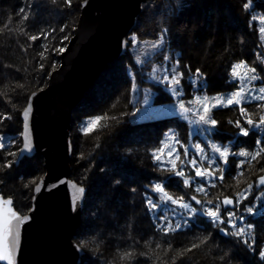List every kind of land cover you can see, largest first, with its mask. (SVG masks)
Segmentation results:
<instances>
[{"label": "trees", "instance_id": "obj_1", "mask_svg": "<svg viewBox=\"0 0 264 264\" xmlns=\"http://www.w3.org/2000/svg\"><path fill=\"white\" fill-rule=\"evenodd\" d=\"M81 1L72 0V4L69 6L64 0H56V3H52V0H0V115L6 114L12 117L11 120H4L0 124V132L15 137V144H10L7 149L0 150V165L4 163L7 152L17 151L21 147L20 131L6 128L18 121L20 109L25 106L28 95L36 88L45 87L53 71V65L55 64V68L59 65L60 53L57 54L53 49L67 45L80 14ZM244 2L245 0H180L181 4L188 5L187 8L182 10V15L179 13L170 15L167 7H161L157 13L150 6L155 4L174 6L177 0H147L144 3L146 7L137 17L139 29L136 24L134 32L139 33L140 40H154L161 29L170 28L168 45L175 54L179 53V70L185 73L184 81L189 75H194L195 70L199 68L207 79L206 93H228L233 90V86L228 84L231 63L239 59H246L251 64L257 59L258 53H264V41L259 38L258 24L254 22L251 28L248 27V20L252 12L251 10L249 14L243 12L242 4ZM28 3L40 5L37 9L38 15L34 19L30 17L29 21L21 24L22 14L19 9L24 7L27 11ZM252 9L264 12V0H254ZM21 27L25 29L27 35L19 31ZM62 27H64L63 32L60 31ZM52 29L55 31L52 32ZM42 30L48 33L47 39L43 35H39L36 41L28 40L27 36L38 35ZM65 36L68 37L67 40H63ZM43 46H46V51ZM41 51L45 52L44 59H41L39 55ZM125 62H123L124 66ZM41 63L44 64L43 69L40 68ZM129 64L134 67L133 62H129ZM185 65L189 66L191 72H189V68L184 67ZM254 66H257L259 72L264 64L257 62ZM121 73L124 79L121 82L123 87L121 95H117L121 87L116 88L114 85L111 88L115 89L110 92L106 90V94H104L106 91L100 89L99 98L96 100L94 94H91L92 88L85 94L82 104L77 108L81 112L77 115L75 113L72 119L75 141L73 161L76 163L79 159H85L83 164L85 163V169H88L81 178L75 174L76 168L74 169V178L79 183H84L88 188L82 213L83 225L81 224V229L77 232H81L83 226L96 222L97 219H92L93 213L97 215L98 220H105V213H107L105 211L107 210L117 214L120 211H129L134 216L135 222L142 221L147 225L146 229L149 232L147 247L144 246L140 251V253H148L144 264H163L168 259L170 262L171 260L180 261L182 264H252L248 260V255L255 256L257 263L254 264H260L258 247L261 246V240H258L255 232L253 234L256 238L257 253L253 254L246 253L242 244L235 246V238L225 236L210 224L197 226L191 223V226L186 229L167 234L155 226L150 212L145 207L144 199L148 193L146 186H150V182L155 181L160 173L156 170V165L152 163L148 146L142 148V142L139 144L136 138L126 141L128 144L123 143V134L133 133L138 129L142 130L139 128L142 123L136 117L139 105H132V79L127 67L121 69ZM261 75L264 76V73ZM103 77L101 75L97 82L102 81ZM190 86L188 84V88ZM244 107L247 108L253 119L259 118L261 113L256 103L245 104ZM212 115L218 121L216 128L219 129V134H213L214 139L223 144L228 143L233 139V134L238 132L234 124H229L228 121L234 122L239 118L243 123L238 109L218 107L212 110ZM95 116L103 117L98 122V127L87 135L83 134L81 131L82 122ZM169 121V118H166V124L158 126L156 130L167 128L168 126L165 125H169ZM175 121L177 126L171 125H175L176 129H182L185 132L184 140L188 141L187 123L180 119H175ZM111 138L120 141L119 148L124 146L125 151L119 157L120 159H113L116 149L111 148L115 144V141L111 142ZM257 138L258 135L251 132L248 137H239L237 145L231 148V151L238 152L242 147L254 151ZM108 144L109 148L106 147ZM103 145L105 148H102ZM96 151H100L101 154L99 155ZM7 159H12V157L8 156ZM108 159L114 161V164L116 161L117 166L113 164L115 171L119 169L118 163H120L121 168H124L123 173L126 172L119 179L121 183L118 186L114 184L115 174H110V168L106 163ZM240 159L242 158L229 157L231 173L226 172L223 183L217 181V187L213 188L214 195L219 196L221 200L224 195L235 199V192L246 188L248 183H254L256 178L264 173L260 171L264 167V161L259 163L253 161L251 165L246 161L240 169L244 175L237 177L236 165ZM43 161V156L37 155L29 159L24 166H15L10 170L0 171V180L3 181L0 183V192L5 197L11 196L14 199L16 210L23 214L28 211L33 187L43 174ZM33 163L40 167L35 168ZM135 169L140 173L155 171L154 175L150 174L136 179L133 173ZM107 176H113V179L107 181ZM237 179L240 181L239 184H237ZM25 185L28 187L26 188ZM133 188L137 189L135 193L131 192ZM260 188L264 189V187ZM254 189L257 188L254 187ZM166 190L177 196L184 194L182 182L178 187H167ZM257 190L260 191V189ZM191 191L194 192V187ZM91 195L94 196L91 197ZM197 195L199 199H206L202 194L198 193ZM117 218L119 223H126L125 218L123 219L120 215H117ZM259 220L262 222L260 225L264 226V215L255 223H259ZM134 221L127 223L130 226V223ZM251 222L254 223V221ZM87 228L88 226H86ZM82 232L81 235H84L85 233ZM208 233L212 234L209 241L201 244L198 248L191 249L183 256L177 255L178 251L189 248L191 243H198L197 237L202 239ZM81 235L75 234L78 242L82 239L87 241L89 237L95 238L93 235H86L85 238ZM99 236L97 235L96 238L98 247L95 251L104 254L107 252L106 245ZM157 244L160 245L159 248H157ZM169 244H171L170 248ZM88 247L84 243V248ZM129 249L125 248L130 251ZM225 252L228 253V256L224 260H220L219 258L224 256ZM173 257L176 259L174 260ZM121 261V264L127 263L124 259ZM92 262L95 263L93 260ZM129 264H132L131 261Z\"/></svg>", "mask_w": 264, "mask_h": 264}, {"label": "snow or ice", "instance_id": "obj_2", "mask_svg": "<svg viewBox=\"0 0 264 264\" xmlns=\"http://www.w3.org/2000/svg\"><path fill=\"white\" fill-rule=\"evenodd\" d=\"M64 2L69 6L72 4V0H64ZM88 2L89 0H82L81 7L86 6ZM52 3H56V0H52ZM187 6V4H181L180 0H177L174 6L155 4L150 7H153L157 13L161 7H167L170 15H176L177 13L182 15V10L186 9ZM253 6L254 0H245L242 4L243 12L249 14ZM39 7V4L28 3L27 11L24 7L20 8L19 12L22 14L20 23L23 24L29 21L30 17L34 19L35 16L38 15L37 9ZM140 7L143 9L146 6L141 3ZM177 19H179V16H177ZM254 22L259 25L257 31L260 40L264 41V14H251L248 20V27L251 28ZM65 27H67V25H65ZM137 29H139V24H137ZM19 31L27 35L23 27H21ZM51 31L54 32L55 29ZM60 31L63 32L64 27H62ZM170 31V28H163L157 34V38L154 41L145 40L142 43L147 45L152 53L158 50L162 51L165 45L169 43L168 34ZM39 35H43L45 39H47L48 33L42 30L38 35H30L27 36V38L29 41H36ZM67 39V36L63 37V40ZM140 43L138 32H132L131 35L125 33L124 38L120 41L121 47L125 50L129 45L136 47ZM43 47H45L46 51V46ZM66 47L67 45L59 47L58 49H53V51H56L57 54L64 53ZM39 55L41 59L45 58L44 51H41ZM144 55L147 56L149 53L145 52ZM170 59H172L170 56L164 55V65H161L159 69L154 66L150 74V79L154 84L161 85V90L174 98L175 103L171 105V108L180 120L188 124L189 136L193 134V126H195L201 134H219V129L216 128L218 121L213 118L212 115V110L218 107L237 108L239 116L243 118V123L239 118L234 122L231 120L228 121L229 124H234L238 132L233 134V139L229 140L227 145L214 142L211 136L207 138L206 146L199 142L193 144L190 159L189 148L187 145H181L178 135L171 129L165 133L164 138L160 140V147L150 150L153 163L156 165V170L160 175L155 181L150 182V186H146L148 190L154 194L155 199L150 195H146L144 199L145 207L149 212L156 213L157 210H159V212L162 213L156 216V219L162 222L157 225V227L165 234L175 232L182 227L188 226L190 221L197 226L210 224L225 236L235 238V246L242 244L244 246L243 250L246 253L256 254V238L253 234L254 226L247 222L245 215L239 211V206L243 201L248 199L254 187L257 189L264 187V175H259L254 183H248L245 189L235 192V199L228 195H224L221 200L219 196L214 195V199L202 200L198 199L196 195H192L186 200L185 195H187V193H185V195L174 196L170 194L166 188L178 187L182 182L184 189H192L194 186V191L196 193L202 194L207 198L209 195L208 189L205 187L204 183L197 181L196 178H200L201 181L206 182L209 187L216 188L217 181L222 184L225 173H231L229 157L233 159L237 157L242 158L236 165L237 177L244 175L243 171L240 169L246 161L249 165H251L253 161L257 163L264 161V86L257 87L254 83L257 81L264 82V76L261 75V73H264V67H261L258 72L257 66H254L257 62H259V64H264V53H258L257 59L251 64L246 59H239L231 63L228 74V84L233 86V90L228 93H215L212 96L206 94L207 79L201 70L197 68L195 70V78L189 75L188 84L194 85V92H204L205 94L194 95L188 101H185L183 98L185 93L182 81L184 80L185 73L179 70L180 59H175V63L169 64L168 62ZM135 63L142 64L144 61L140 56H137L135 57ZM5 67L8 66L5 65ZM184 67L189 68L188 65ZM40 68H44L43 63L40 64ZM53 70L55 71V64L53 65ZM158 71L159 74H157ZM189 72H191L190 68ZM131 79V92L135 94L139 91V86L134 74L131 75ZM36 96L37 93L34 92L28 97V104L22 112L23 130L19 134L22 138V147L17 151L6 153L4 163L0 165V171L10 170L16 165L22 164L24 162L23 158L25 153H31L34 149V142L30 129V116L33 111V97ZM148 99L149 97L146 95L144 100L145 104H148ZM250 103L257 104V108L261 113L258 119H253L247 108L244 107L245 104ZM102 118L101 116H95L83 121L81 124L82 133L87 135L94 131ZM11 119L12 117L10 115H0V124H2L4 120ZM250 132L258 135L255 141V150L249 151L247 148L242 147L238 152L231 151V148L237 145L239 137H248ZM169 140L172 142L169 143ZM10 144H15V137H10L7 133L0 132V150L7 149ZM178 145L183 147V158L178 151ZM165 154L167 159L164 158ZM8 156L12 157V159H7ZM205 163L207 167H204ZM188 169H191V171H188ZM260 171L264 172V167H262ZM0 183H3V181L0 180ZM58 183L68 184L70 187L76 188L79 195L73 197L71 211L79 215L83 210L86 188L77 185L73 181L63 179L59 180ZM120 183L121 180H114L115 185L118 186ZM239 183L240 181L237 179V184ZM43 186L42 177L41 182L35 184L33 189L34 193H40ZM57 186V184L52 185V187ZM25 187L27 188L28 185H25ZM136 191L137 189L135 188L131 189L132 193ZM35 198V195H33L32 199L34 200ZM255 201L259 204L260 209L264 210V192L256 196ZM34 210V208L29 207L28 214H23L16 210L11 196L5 198L3 194H0V262H2V264H18L17 256L21 247L23 228L32 220L31 213ZM169 212L172 214H179L180 219L183 220V224L177 222L175 226H173L168 216ZM243 212L248 213L249 216H255L257 214L255 204L246 206ZM185 214L187 218H185ZM84 228H86V226L82 227V231ZM75 234L79 236L81 232ZM211 236L212 234L208 233V235L203 236L202 239L197 237L198 243H191L189 248L178 251L177 255L183 256L186 252L191 251V249L198 248L201 244L209 241ZM69 243L72 248L81 255V264H86L85 257L87 253L84 248L85 241L80 240L79 243H72V241H70ZM145 243H148V241ZM156 246L157 248L160 247L159 244ZM170 247L171 244H169V248ZM140 255L147 256L148 253L142 252ZM227 256L228 253L225 252L224 256H221L219 259L224 260ZM258 256L260 264H264V245L259 246ZM126 258H132V251H125L122 253L121 259ZM173 259L175 260L176 257H173Z\"/></svg>", "mask_w": 264, "mask_h": 264}, {"label": "water", "instance_id": "obj_3", "mask_svg": "<svg viewBox=\"0 0 264 264\" xmlns=\"http://www.w3.org/2000/svg\"><path fill=\"white\" fill-rule=\"evenodd\" d=\"M146 1L89 0L81 7L65 52L60 53L59 67L51 72L47 87L35 92L30 116L34 149L24 158L41 154L47 172L41 192L33 191L35 210L23 228L18 264H81V255L69 243H77L74 236L81 224V212L77 215L71 211L72 199L79 193L68 184L58 183L63 179L80 185L70 173L72 112L101 73L127 53L128 48H122L120 41L125 33L134 32L143 10L140 4Z\"/></svg>", "mask_w": 264, "mask_h": 264}, {"label": "rangeland", "instance_id": "obj_4", "mask_svg": "<svg viewBox=\"0 0 264 264\" xmlns=\"http://www.w3.org/2000/svg\"><path fill=\"white\" fill-rule=\"evenodd\" d=\"M81 3H82V1L80 2V14L78 16L77 23L79 21L80 15H81ZM250 10H251L252 14H255V15L264 14V12L262 10H254V9H250ZM154 40H148V41H154ZM140 41H141V43L138 44L136 47L129 45L127 53L125 55L121 56L120 58H118L114 63H112L110 68L108 70H105V72L102 74L104 76L103 80L100 82H97V80H98L97 79L92 84V86L90 88V89L93 88L92 89L93 92H91V94H94V97H96V100L99 98L98 93H99L100 89L104 90V92L106 90H108L110 92L112 89H115V88H111V87H114V85L116 88L121 87L119 90V93L117 94V95H121L122 91H123V87L121 85V82H122V80H124L123 74L121 73V69H123L124 67H127L130 75L134 74L136 76V81H137V84L139 86V91L135 94L132 93L131 100H132V105H135V104L137 106L139 105V108L137 110H140V111L136 112V114H137L136 117L142 123L141 125H139L140 126L139 128H141L142 130L138 129L137 131H134L133 133L132 132L124 133L123 134V138H124L123 143H126V141H129L130 139L136 138L138 140L139 144H141V142H142V146H141L142 148L143 147L145 148L146 146H148V149L150 151L153 148H159L160 147V140L163 139L164 134L167 133L171 129L176 135H178V137L181 141V145H187L188 146L189 152H190V156H189V159H190L191 154H192V145L193 144L199 142L202 145L206 146L207 145V138L209 136L212 137L214 142H219V141L214 139L213 134H201L200 131L195 128V126H193V128H192L193 134L191 136H189L188 124H187L188 141L184 140L185 132L182 129H178V128L176 129V127H175V125H176L175 119H179V118L177 117L176 113L171 108V105H173L175 103L174 98H172L169 94L163 92L161 90L162 86L154 84V82L150 79V74L152 73L153 67L155 66V67H157V69H159L161 65H164V61H163L164 55H168L172 58L168 62L169 64H171V63H175V59H178L179 53L175 54L174 51L170 48V45H168L169 43H167L165 45V47L162 51L158 50L157 52L152 53L150 48L147 45L142 43L145 40H140ZM68 42H69V40H68ZM145 52H148L149 55L145 56L144 55ZM137 56H140L141 59L144 61V63H142V64L135 63V57H137ZM120 61H121V64H120ZM124 61H126L125 66L123 64ZM129 62H133L134 67L132 65H130ZM59 65H60V63H59ZM59 65L55 69H57L59 67ZM157 74H159V71L157 72ZM192 76H193V78H195V74ZM188 78L185 81L184 80L182 81V84L184 85V93H185L183 98L185 99V101H188L194 95L205 94L204 92H194L193 91L194 85H191L190 88H188ZM254 83L257 87L264 86V82H261V81H257ZM47 85H48V83H47ZM47 85L45 87L40 88V89L39 88L34 89L28 95V97L33 92H36V91H39L41 89L46 88ZM88 92H89V90L86 93H88ZM106 93H107V91L104 94H106ZM206 94H208L209 96L213 95V94H209V93H206ZM146 95L149 97L148 104L144 103ZM83 99L77 104V107L72 112L69 134H70V140H71V145H72L73 149H74L75 141H74V129L72 128V124H73L72 119L74 118L75 113L77 115L79 112H81V110L80 109L77 110V108H79V106L82 104ZM27 101H28V98L26 100L25 106H23L22 109H20L21 112L26 107V105L28 103ZM84 109H86V108H84ZM75 110H77V111L75 112ZM21 112H20L18 121L11 124L6 129H10L12 131H15L18 129L20 132L22 131L23 121L21 118ZM166 118H169V120H170L169 125H165L166 127L167 126L168 127L167 128H159L158 130H156L158 126H160L162 124H166V122H165ZM149 121H152V122H149ZM171 124H175V125H171ZM20 141H21L20 143L22 144V139ZM114 141H115L114 146L111 145L112 146L111 148L116 149V153H115V156L113 159H115V158L120 159L119 157H121V154L124 153V151H125L124 146L119 148L118 143L120 141L119 140L116 141L115 138H113L111 142H114ZM171 142L172 141L169 140V143H171ZM219 143H221V142H219ZM109 144H111V143H109ZM109 144L106 147L109 148ZM126 144H128V143H126ZM227 144L228 143H224L223 145H227ZM177 147H178V151L181 154V157L183 158V147L180 145H178ZM102 148H105V146L103 145ZM73 149H72V155L70 158V173H71V178L79 183V181L74 178V171H75L74 169L76 168L75 174H78L80 176V178L83 177V174L88 169H85V163L83 164L85 159H79V161H76V163H74V161H73V159H74L73 158L74 157ZM96 152H98L99 155L101 154V153H99L100 151H96ZM150 154H151V151H150ZM37 155H41V154H35L33 156L25 157L23 159L24 162L22 164L16 165V167H19L21 165L24 166L28 162L29 159H31ZM164 158L167 159L166 154H165ZM43 160H44V158H43ZM31 162H33V161L31 160ZM113 162L114 161H111V159L106 160L108 168H110L109 169L110 174L111 173L113 175L115 174L116 177L114 176L115 178L113 179V176H110L111 178L107 176L106 177L107 181L111 180V179H113V180L120 179L121 177L124 176V173L126 174V172L123 173L124 168H121L120 163H118L119 169H117L115 171L114 165L117 166V163H116V161H115V164ZM152 163H153V160H152ZM33 165L35 166V168L40 167L36 163H33ZM204 167H207L206 163L204 164ZM46 170L47 169H46L45 160H44L43 161V174H42L41 178L46 174V172H47ZM154 171L155 170H151V171H149V173H146L145 171L143 173H140V172H137L135 169V171H133V173H134L135 178L139 179V178H143L145 176H149L150 174L154 175ZM188 171H191V169H188ZM11 173L13 175V172H11ZM126 177L129 178V176H126ZM196 180L201 182V183H204L205 187L209 190V195L206 199H214V197H212V196H214L213 188L209 187L206 182L201 181L200 178H196ZM38 181L36 183H38ZM79 184L83 185L87 188V186L84 185V183H79ZM33 189H34V187H33ZM147 189H148V187H147ZM259 189H260V191L253 188V191L249 195L248 199L243 201L240 204L239 211L245 215L248 223L253 224L256 237L258 238L259 241L261 240V242H260L261 245H264V226L260 225V224H262V222L260 220H259V223H257V224L255 223V221H257L261 216L264 215V214H262V213H264V210L260 209L259 204L255 201V197L258 196L261 192H264V189H261V188H259ZM183 191H184L183 195H185V193H187V195H185L186 200H188L192 195H196L197 198L199 199V197L197 195L198 193H196L195 191L192 192L191 189H184V188H183ZM256 191H258V192H256ZM87 192H88V190H87ZM170 194H172V193H170ZM146 195H150L155 199L154 194L151 193L149 190H148V193H146ZM172 195H174V194H172ZM32 196H33V192H32ZM93 196L91 195V197H93ZM174 196H177V195H174ZM30 201H31L30 207H32V197H31ZM93 201H94V198H93ZM97 203H99V202H97ZM193 204H194V202H193ZM252 204H255V207H256L257 214L255 216H249L248 213L243 212V209L246 206H249ZM84 206H85V204H84ZM83 210H84V208H83ZM105 212H107V213H105V220H98L97 215L95 213H93L92 214L93 218L92 217L91 218L94 220L97 219L98 221L95 220L96 222L95 221H94L95 223L92 222L91 225L85 224L86 226H88V228L87 229L85 228L83 230V232L85 234L84 235L82 234L81 236H83V238H85L86 235H93V237L95 236L94 239H91L88 236L89 240H87V241L84 240L85 244H87L89 246L87 249H85V252L87 253V255L85 257L86 264H121L122 263L121 260H123V259H121L122 253L125 251H128V250H125V248H127V249L130 248L129 250L132 251V258L124 259L127 262L126 264H129V261H131L132 264H144L146 262L145 258H147L148 255L142 256V255H140V251L143 249L144 246L147 247V243H145V242L147 240H149V232L146 229L147 225L144 224L142 221L141 222H139V221L135 222L133 220V219H135L134 216H132L129 213V211H120L119 214H117L116 212H109L108 210ZM150 214H151L152 220L155 223L156 227H157V225L162 223L160 220L156 219V216L162 214L159 212V210H157L156 213L150 212ZM117 215L118 216L120 215L123 219L125 218L126 223L125 224L119 223ZM168 216H169V219L171 220L173 226H175V224L177 222L183 224V220L180 219L179 214H172L171 212H169ZM131 217H132V219H131ZM185 218H187L186 214H185ZM128 221H131V222L134 221V222L130 223V226H129ZM251 221H254V223H252ZM82 223H83V219H82ZM98 223H100V224H98ZM81 224H80L78 230L81 229V226L83 225V224L82 225ZM190 226H191V221H190L188 226L182 227L181 229H178V230H183V229H186ZM148 229L150 231L149 225H148ZM158 229H160V228H158ZM97 235L98 236L100 235L99 237L101 238V240H103L102 242L107 246V247L105 246L107 252L104 254H101L100 252L98 253L95 251L96 248L98 247V245H96ZM74 240L77 243H79L76 236H74ZM151 243H153V242H151ZM127 244H128V246L126 247ZM99 245H101L100 242H99ZM248 257L250 258V259L248 258L250 263H252V264L257 263L255 256H253V255L249 256L248 255ZM92 260L95 261V263L94 262L91 263ZM163 264H182V262L180 263V261H172V260L170 262V260L168 259V260H165Z\"/></svg>", "mask_w": 264, "mask_h": 264}, {"label": "bare ground", "instance_id": "obj_5", "mask_svg": "<svg viewBox=\"0 0 264 264\" xmlns=\"http://www.w3.org/2000/svg\"><path fill=\"white\" fill-rule=\"evenodd\" d=\"M109 66H110V65H109ZM109 66H108V67H109ZM108 67H107V68H108ZM107 68H106L105 70H107ZM105 70H104V72H105ZM104 72H103V73H104ZM103 73H101V75H102ZM101 75H100V76H101ZM99 78H100V77H99ZM99 78H98V79H99ZM89 90H90V89H89ZM87 189H88V188H87ZM85 200H86V199H85ZM84 204H85V202H84ZM83 208H84V206H83ZM82 213H83V210L81 211V215H82ZM81 223H82V216H81Z\"/></svg>", "mask_w": 264, "mask_h": 264}]
</instances>
